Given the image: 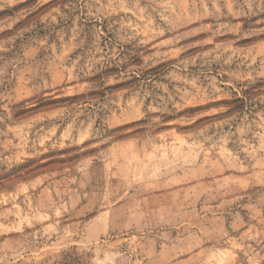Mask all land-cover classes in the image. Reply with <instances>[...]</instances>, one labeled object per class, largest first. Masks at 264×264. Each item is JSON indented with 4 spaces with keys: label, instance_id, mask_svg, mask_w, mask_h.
I'll use <instances>...</instances> for the list:
<instances>
[{
    "label": "rangeland",
    "instance_id": "374dc122",
    "mask_svg": "<svg viewBox=\"0 0 264 264\" xmlns=\"http://www.w3.org/2000/svg\"><path fill=\"white\" fill-rule=\"evenodd\" d=\"M0 264H264V0H0Z\"/></svg>",
    "mask_w": 264,
    "mask_h": 264
},
{
    "label": "trees",
    "instance_id": "16d2710c",
    "mask_svg": "<svg viewBox=\"0 0 264 264\" xmlns=\"http://www.w3.org/2000/svg\"><path fill=\"white\" fill-rule=\"evenodd\" d=\"M247 92H248L247 90H243V95L244 96H238V97L235 98V101L237 103L235 109H242L245 106L246 98L248 97V95H246Z\"/></svg>",
    "mask_w": 264,
    "mask_h": 264
}]
</instances>
